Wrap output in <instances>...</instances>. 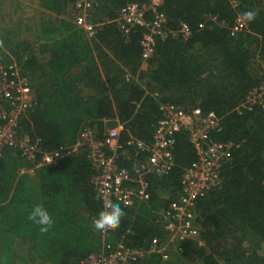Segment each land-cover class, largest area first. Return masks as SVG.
Here are the masks:
<instances>
[{
  "label": "trees",
  "instance_id": "16d2710c",
  "mask_svg": "<svg viewBox=\"0 0 264 264\" xmlns=\"http://www.w3.org/2000/svg\"><path fill=\"white\" fill-rule=\"evenodd\" d=\"M235 1L237 10L223 0H162L167 28L176 32L185 23L192 34L154 38V55L143 61L146 29L124 36L111 23L125 0H93L91 18L100 25L91 39L73 23V0H0V65L14 61L35 97L20 120V138L51 152L72 146L85 127L102 138L113 126L103 121L117 118L126 147L129 136L150 140L159 106L172 104L213 112L221 131L212 140L235 145L221 186L197 203L198 239L174 248H163L159 215L179 198L182 175L196 159L185 132L174 137L173 168L148 176L150 200L119 206L120 226L104 235L92 227L102 201L84 150L20 175L34 166L18 149H7L0 158V264H83L117 244L146 250L153 241L159 252L130 264H264V109L236 112L264 82V0ZM246 11L256 12L246 21L248 32L231 36L234 16ZM142 160L140 154L137 163ZM118 163L132 170L123 157ZM36 204L53 220L47 232L28 219Z\"/></svg>",
  "mask_w": 264,
  "mask_h": 264
},
{
  "label": "built area",
  "instance_id": "2783aa9c",
  "mask_svg": "<svg viewBox=\"0 0 264 264\" xmlns=\"http://www.w3.org/2000/svg\"><path fill=\"white\" fill-rule=\"evenodd\" d=\"M125 1V5L111 23L124 36L133 28L146 29L141 40L143 61L154 55V38H190L192 33L185 23H181L176 32L167 28L166 16L159 9L162 0H148L145 3ZM223 1H227L237 10L238 4L235 0ZM73 8L77 13L73 19L74 25L88 39L93 38L100 25L90 15L93 0H73ZM207 19L212 24L217 23L216 17ZM204 27L205 23H200L198 30ZM229 30L231 36L248 32L243 14L237 13L234 16ZM130 76L127 74L126 80H130ZM34 100L29 81L22 76L18 65L14 61L0 65V158L7 149H18L20 156L34 166L21 169L20 175L32 174L34 168L51 165L64 157L77 154L82 149L93 171L91 184L102 205L104 199L122 207L148 202V176H163L173 168L174 137L179 132H185L196 159L182 175L179 198L170 202L160 215L167 235L163 248L173 247L179 241L198 239L197 203L207 192L221 186V169L231 159L235 147L230 141L212 140V136L221 131L220 119L213 112H202L198 108L184 110L172 104H162L159 106L160 118L148 141L129 136L124 147L119 140L125 132V125L114 118L103 121L105 125L111 123L113 126L105 129L102 138L85 127L72 146H60L51 152H43L38 142L31 143L22 139L18 132L20 120L32 109ZM253 108L264 109V82L249 91L236 112H250ZM140 154H143V160L137 163ZM121 157L131 162L132 170L119 165L118 160ZM156 252H159L157 241H153L146 250L130 249L117 244L107 253L91 254L83 264H130Z\"/></svg>",
  "mask_w": 264,
  "mask_h": 264
},
{
  "label": "clouds",
  "instance_id": "9594fccd",
  "mask_svg": "<svg viewBox=\"0 0 264 264\" xmlns=\"http://www.w3.org/2000/svg\"><path fill=\"white\" fill-rule=\"evenodd\" d=\"M243 17L247 22H252L256 18V12L246 11ZM123 216L124 212L119 205H114L111 200L104 199L102 210L92 220V227L101 234L114 231L120 226ZM28 219L37 225L41 232H47L53 224L48 210L42 204H36L31 209Z\"/></svg>",
  "mask_w": 264,
  "mask_h": 264
},
{
  "label": "crops",
  "instance_id": "0c3cea01",
  "mask_svg": "<svg viewBox=\"0 0 264 264\" xmlns=\"http://www.w3.org/2000/svg\"><path fill=\"white\" fill-rule=\"evenodd\" d=\"M92 11H93V8H92V10H91V12H90V15L92 14ZM92 16V15H91ZM128 72H126V74H127ZM161 215V214H160ZM160 215H159V218H160Z\"/></svg>",
  "mask_w": 264,
  "mask_h": 264
}]
</instances>
